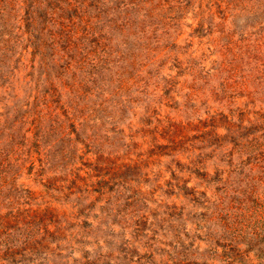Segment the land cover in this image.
I'll list each match as a JSON object with an SVG mask.
<instances>
[{
  "label": "rangeland",
  "instance_id": "1",
  "mask_svg": "<svg viewBox=\"0 0 264 264\" xmlns=\"http://www.w3.org/2000/svg\"><path fill=\"white\" fill-rule=\"evenodd\" d=\"M0 264H264V0H0Z\"/></svg>",
  "mask_w": 264,
  "mask_h": 264
}]
</instances>
